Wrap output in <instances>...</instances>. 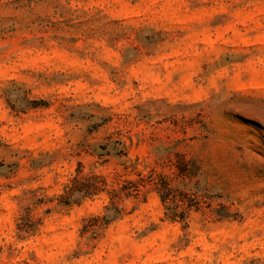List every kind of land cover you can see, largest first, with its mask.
<instances>
[{"label": "rangeland", "instance_id": "rangeland-1", "mask_svg": "<svg viewBox=\"0 0 264 264\" xmlns=\"http://www.w3.org/2000/svg\"><path fill=\"white\" fill-rule=\"evenodd\" d=\"M0 264H264V0H0Z\"/></svg>", "mask_w": 264, "mask_h": 264}, {"label": "trees", "instance_id": "trees-1", "mask_svg": "<svg viewBox=\"0 0 264 264\" xmlns=\"http://www.w3.org/2000/svg\"><path fill=\"white\" fill-rule=\"evenodd\" d=\"M105 154L98 155L102 158ZM145 183L142 178L135 182L131 180L124 181V184L119 187H110L106 179L99 174L92 172L83 174L82 167L79 165L75 176L66 185L64 193L60 196L59 205L70 207L74 204H80L87 198L107 193L110 200L105 207V214L101 217H94L95 224H92L93 227H103L123 215L122 202L130 197L139 196L142 188L145 187ZM153 186L166 206V215L173 220L177 218L185 220L191 207L190 204L184 201L179 203L176 200L174 189L169 184L154 181Z\"/></svg>", "mask_w": 264, "mask_h": 264}]
</instances>
